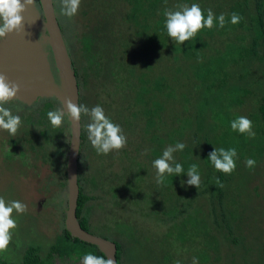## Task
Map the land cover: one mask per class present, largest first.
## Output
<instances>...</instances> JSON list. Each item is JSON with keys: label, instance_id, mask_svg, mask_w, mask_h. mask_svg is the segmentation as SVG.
<instances>
[{"label": "trees", "instance_id": "trees-1", "mask_svg": "<svg viewBox=\"0 0 264 264\" xmlns=\"http://www.w3.org/2000/svg\"><path fill=\"white\" fill-rule=\"evenodd\" d=\"M36 2L40 8L38 0ZM194 3L201 7L205 19L208 9H212L216 17L214 26L200 29L183 44L176 43L167 34L164 11H177L180 10L178 5L191 6ZM80 5L82 8L78 11L85 23L83 32L79 38L76 37L80 47L68 40L67 30L61 23L68 51L78 58L77 62L75 59L72 62L79 87V103L85 105V100H90L84 98L89 82L97 83L96 80L104 79L111 92L119 97L118 100L113 97L111 104L114 101L120 104L106 116L121 127L128 145L122 151L123 165L115 172L109 169L99 171L97 176H86L84 169H78L76 216L81 227L114 241L117 264H129L131 261L124 260L128 247L112 236L111 229L103 233L101 229L92 228L91 210L94 206L105 210L109 203L112 205L121 195V185L131 182L130 179L127 181L128 178L132 176L138 180V177H149L150 172L147 173L149 175L140 172L145 170V165L150 161L153 165V161L161 157L167 147L181 142L185 148L172 155L174 162L183 166L184 172L180 175L165 173L163 183L167 182L169 188L151 198L153 203L156 199L163 202L162 212L169 209L172 224L178 217L189 215L187 209L173 207L186 200V207L195 203L192 197L188 199L186 196L189 191L186 182L189 179L188 169L196 164L200 185L198 189L189 187L205 196L197 199L206 203V215L211 221L213 233L220 238V245L237 244L242 237H249L247 232L250 228L251 233L257 230L252 244L263 249V228L261 226L259 235L254 219L264 213V195L260 193L259 184H252V181L257 174L264 172V141H237V137L242 138L247 133L233 131L231 122L245 116L252 121V127L257 131H253L255 135H264V0H80ZM233 12L241 17L237 24L231 22ZM221 13L225 14L224 27L219 26ZM13 101L17 102L10 100L9 103ZM39 102L41 106L25 104L24 107L35 111L36 116H30L45 125L43 142L24 130L20 144L9 141L13 151L6 157L9 160L19 159L26 166L22 169L27 173L26 178L37 168L38 155H45L43 144L50 139L58 142L51 128L46 126L51 123L48 111L59 108V102L53 97L41 98L35 104ZM245 104H250V109L241 112ZM64 119L63 125L66 126L68 121L66 117ZM18 136L22 135L14 137ZM65 145L67 149L68 143ZM214 148L236 149V168L231 174L216 170L208 159ZM55 150L50 177L56 174L60 187L51 191L46 186L38 193L52 195L56 203L62 204L63 189L66 188V157H60L57 147ZM95 155L102 154L97 153L88 139L87 130L82 127L78 159H91ZM24 157L28 160L22 161ZM248 158L256 161L253 168L246 166ZM170 163L174 167V163ZM244 185H247V191H244ZM100 191L105 193V197L108 193L109 202L106 199L105 206L101 204L103 196ZM247 192L251 200L242 205ZM123 193L133 200V190ZM257 196L261 197V202L254 200ZM130 198L125 199L128 202ZM131 211L134 213V209ZM125 220L131 229L125 233L132 236L131 233L137 230L136 221ZM235 233L241 236H235ZM257 238H261L262 244L255 241ZM205 245L216 247L215 251L220 246H214L210 240ZM42 250L39 244H29L16 262L0 253V264H82L83 257L89 253L106 259L96 245L72 236L64 227V222L44 254ZM220 258L223 261L222 255Z\"/></svg>", "mask_w": 264, "mask_h": 264}, {"label": "rangeland", "instance_id": "rangeland-1", "mask_svg": "<svg viewBox=\"0 0 264 264\" xmlns=\"http://www.w3.org/2000/svg\"><path fill=\"white\" fill-rule=\"evenodd\" d=\"M55 3L59 21L64 24L67 30L66 34L68 40L73 45L80 47L76 42V37L79 38L85 24L84 19L81 18L80 11L69 19L60 13V0H55ZM81 8L80 5L79 9ZM66 34L64 33L65 40ZM75 55L76 54H74L73 57L70 54V57L77 62L78 58L75 57ZM96 81L97 83L93 81L88 83L87 93L83 96L90 100L88 102L85 100V105L91 109L99 104L103 107L105 115L111 114L112 111L120 107V104L116 101L112 102V104L111 101L113 97L117 98L116 100H118L119 97L111 92L110 85L104 79ZM109 93L110 95H108ZM35 105L36 107L39 105L41 106V102ZM4 107L9 108L13 115H19L21 117V125L16 135L20 134L22 136L13 137L8 131L0 129V197L5 200L6 204L16 200L27 205V211L24 213H18L13 210L12 218L16 221L17 227L10 230L12 232V240L8 245L7 251L0 252L5 258L12 259L16 262L29 244H39L43 249L42 254L46 252L45 250L48 245L54 241L56 233L62 228L66 196L64 197V193L62 194V204L56 203V198L53 199L52 197H44L42 204H39L40 206L37 200L30 202V197L34 198L35 194L33 191H29V187L24 186L28 178H24L27 173L22 169H25L26 166L23 165L19 159H6L7 155L12 154V147L9 141L12 140V143L20 144L22 142L21 138L24 137L22 131L28 130L36 136L37 140L42 142V131L45 130V125L43 123H38L35 117H31L36 116L35 111L27 110L24 105L18 101L8 102ZM249 107L250 104H245L241 112L249 110ZM113 116L115 117V115ZM29 117H31V120H29ZM82 118H84L83 129L87 130L86 125L90 122V118L87 115H83ZM65 121L64 119L63 123ZM46 128H51L52 130L54 127L51 123H48ZM252 131L257 132L254 126L252 127ZM236 140L264 141V135L260 134L249 137L247 134L242 138L237 137ZM49 141H51L50 143L53 144L55 149L56 147L59 149L58 151L60 152L58 153L60 157L67 156L68 148L66 149L65 144H67V141L65 137L61 136L58 140H55L58 142H53L52 139ZM3 143H5V145ZM127 146L126 144L124 148L112 150L106 155H95V157L93 156L94 158L91 159L85 157V159L80 162V168L87 171H84L86 176L90 174H95L97 176L99 171L106 172L109 169L115 172L122 167L121 164L123 165L122 161H124V156L122 151L126 150ZM143 152L146 153V151ZM142 155L144 156L145 154ZM24 159L28 160L25 157L21 160L23 161ZM137 159L139 160V158ZM151 162L152 161L145 165V170L140 171L143 175H149L147 173L150 172L149 177H138V180L137 177L134 178L131 176V178H128L127 181L130 179L131 182L128 184L124 183L125 186L121 185V195L112 205L111 203L108 205L106 203V199L109 202L108 193L105 197V193L100 191V195L103 196V198H101V204H103V206L107 205V207L103 210L101 207L98 208L94 206L91 210L90 223L92 228L94 227L95 230L101 229V232L111 229L112 236L123 241L125 246L128 247L126 248L128 253L124 260L131 261L129 264H176L177 261H179L180 264H193V259L195 258L197 264H233L234 262L236 264H247V253L250 248H253L257 253L261 252L262 248L260 246L252 244L254 241L253 236L257 234V230H253L251 233L250 228L249 232H247L249 237H242L237 244L220 245V238L213 233L211 221L206 215L207 210L204 207L206 203L203 204L204 202L197 199V197L201 196L202 198L205 196L197 194V190L193 189V187H189L190 185L186 186V189L189 190L186 196L188 199L192 197L195 203L186 207V202L188 201L186 200V202H180L178 206L173 207L175 209H187L190 214L185 217H178L175 223L172 224V221L169 219V209L167 208L165 213L162 212L161 205H163V202L156 199L153 203V200H151L153 197L156 198L159 192L161 194V192L169 188L167 182H165L166 184L157 183V169ZM133 169H135V167H133ZM43 175V170H41L40 176ZM109 176L108 173V177ZM152 181L154 183H152ZM254 183L259 184L260 193L264 195V172H260L255 176L252 181V184ZM245 186L247 185H244L243 189L247 191ZM127 190L128 193L132 190L134 191L133 200L127 193H123ZM126 197L130 198L128 202L125 199ZM250 200L251 198L247 192L244 194L241 203L242 205H246ZM254 200L261 202L262 199L260 196H257ZM200 204L203 205L201 206ZM132 209H134V213L136 212L137 215H134L131 211ZM142 211H144V213ZM125 218H130L134 222L136 221L135 225H137V230L132 232L133 234L131 233L132 236H128L125 233L130 229L129 226H127ZM254 222L258 224V234L260 235L262 231L261 226L264 224V213L255 218ZM234 235L238 237L241 236L239 233H235ZM209 240L211 244H215L214 246L220 245L216 251V247L211 248L205 245ZM255 241L261 243V238H257ZM221 255L223 261H220L221 258L218 259ZM261 263L262 262L258 260V264Z\"/></svg>", "mask_w": 264, "mask_h": 264}, {"label": "clouds", "instance_id": "clouds-1", "mask_svg": "<svg viewBox=\"0 0 264 264\" xmlns=\"http://www.w3.org/2000/svg\"><path fill=\"white\" fill-rule=\"evenodd\" d=\"M33 4V0H0V38H4L8 33L19 31L23 25L22 12L25 11L28 5ZM80 0H60L61 15L73 17L79 9ZM180 10L172 11L166 9L167 34L173 41L183 44L185 41L193 38L196 33L204 28H212L214 26L215 14L212 9H208L207 19L204 18L203 11L198 4L178 5ZM219 26L224 27L225 14L221 13L218 17ZM239 14L233 12L231 14V22L237 24L240 22ZM19 90V85L7 80V77L0 73V129L6 130L13 137L16 135L18 128L21 125V117L13 115L9 108L4 107L10 100L16 97ZM63 107V106H62ZM61 108L48 111L47 116L53 127H60L65 117H71L79 121L81 115H87L90 122L86 125L88 139L98 154H108L112 150H120L127 144V137L123 134L121 127L112 122L105 115L104 109L99 104L89 109L86 105L75 104L71 100L67 101V112H63ZM233 131L247 133L249 137H254L252 131V121L245 117L239 118L231 122ZM185 144L178 142L174 147H167L163 155L153 161V166L157 169V183H163L165 173L169 175H180L184 172L183 166L180 163H175L173 152L183 150ZM237 156L235 148L225 150L224 148L216 149L209 153L208 159L212 162L215 169L225 174H231L236 168L234 157ZM174 163V167L172 163ZM256 161L252 158L246 160V166L253 168ZM187 185L195 186L197 189L200 185V176L197 165L192 164L188 169ZM219 184V181H217ZM13 210L18 213L27 211V205L20 201L13 200L6 204L5 200L0 197V252L7 251L8 245L12 240L11 229L17 227L16 221L12 218ZM82 264H115L112 258L105 259L103 256H95L91 253L83 257ZM176 264H180L179 261ZM193 264H197L195 258Z\"/></svg>", "mask_w": 264, "mask_h": 264}, {"label": "water", "instance_id": "water-1", "mask_svg": "<svg viewBox=\"0 0 264 264\" xmlns=\"http://www.w3.org/2000/svg\"><path fill=\"white\" fill-rule=\"evenodd\" d=\"M23 2V0H21ZM36 0L28 5L19 31L0 38V73L19 85L12 100L31 105L41 98H55L67 112V101L79 103V87L72 59L61 29L55 0ZM69 142L66 156V205L64 227L74 237L92 243L107 258L117 264L114 241L83 229L76 216L78 184V156L81 143V118L66 117Z\"/></svg>", "mask_w": 264, "mask_h": 264}, {"label": "flooded vegetation", "instance_id": "flooded-vegetation-1", "mask_svg": "<svg viewBox=\"0 0 264 264\" xmlns=\"http://www.w3.org/2000/svg\"><path fill=\"white\" fill-rule=\"evenodd\" d=\"M20 103L23 104L22 102H20ZM35 103H36V101L33 104L28 105V106H32V105L34 106ZM23 105H25V104H23ZM83 119L84 118L81 117V124H82L81 128L83 127V123H84ZM62 128H64L63 129V136L65 137V140L68 143L69 142V128H68V125H66L64 127H62V125L60 127H54L52 129V135L55 136L57 139L59 137H61L62 136L61 135ZM10 137H12V136H10ZM10 137H8V138H10ZM57 139H55V140H57ZM42 142H43V140H42ZM50 142L51 141H49L45 145L43 144V148H45L46 153H45V155L44 154L38 155V157L36 158V159H38L36 161L37 168L33 171L32 175L30 174V177L28 179H26V181L24 183V186L29 187V189L31 191H33L34 194H35L34 198L30 197V202L37 200L38 201V205L42 204V201L44 200V197L45 198L52 197V195H48V196L41 195V194L38 193V191H41L42 189L46 188V186L51 191L58 190L59 187H60L57 178H55L56 174H54L53 176L50 177L51 170H52L51 164H52V161L55 160L54 156L56 154V150L53 147V144H51ZM49 145H52V146H49ZM67 148H68V145H67ZM78 158H79V156H78ZM80 162L81 161L78 159V169L80 168ZM41 170H43V174H44L43 176H40ZM48 175H49L50 178L48 177ZM63 190H65V188ZM38 194L41 195V196H39ZM262 228H263L262 234H264V224H263ZM262 241L264 242V236L262 237ZM258 260H260L262 262L261 264H264V248L261 250L260 253H257L256 251H254L253 248H250V250L247 253V262L246 263L247 264H258Z\"/></svg>", "mask_w": 264, "mask_h": 264}]
</instances>
